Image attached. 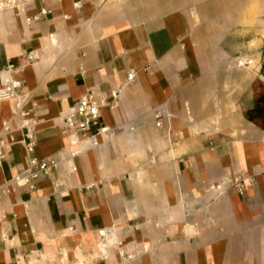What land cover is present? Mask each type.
I'll use <instances>...</instances> for the list:
<instances>
[{"label": "crops", "instance_id": "obj_1", "mask_svg": "<svg viewBox=\"0 0 264 264\" xmlns=\"http://www.w3.org/2000/svg\"><path fill=\"white\" fill-rule=\"evenodd\" d=\"M6 79L0 264H264V0H24L0 10ZM113 91L97 145L64 127ZM30 158L58 167L14 186Z\"/></svg>", "mask_w": 264, "mask_h": 264}, {"label": "built area", "instance_id": "obj_2", "mask_svg": "<svg viewBox=\"0 0 264 264\" xmlns=\"http://www.w3.org/2000/svg\"><path fill=\"white\" fill-rule=\"evenodd\" d=\"M24 5V0H0V10L6 8L17 7L22 9ZM29 21V19H27ZM35 57L32 54L27 56V60L30 61ZM252 63L251 60L237 59L235 64L237 67L249 66ZM135 73L130 71L128 74V81H133ZM21 88V83L16 80L6 79L0 87V101L1 100H11L18 98V90ZM120 91H113L111 93V101L107 102L102 97H96L93 94H88L81 97L77 102V108L62 118V123L64 127L68 130L77 131L83 137L92 139V145H97L95 141V136L98 134H108L109 128L107 127H97L99 113L103 107H108L112 109L114 104L119 100ZM14 113L21 117V127L25 130L24 133V146L28 153H31L34 148V123L25 118V113L21 109V103L17 102L14 107ZM162 116L160 114L155 115L156 126H160V119ZM97 127L96 132L92 133V128ZM9 127L6 121L2 122L0 125V133L8 132ZM3 158L1 153V143H0V160ZM58 167V162L54 159L37 160L35 158H30L28 161V167L21 174L16 175L12 182L14 186H28L33 188L32 182L41 177H46ZM76 169L72 167L70 173H73ZM229 188L234 189L238 194L243 195L245 186L242 183V178L235 177ZM209 191L218 192V196L223 193L221 184H211L209 185ZM100 236H104V231L99 232ZM119 257L124 260H132L136 257V252L125 254L124 251L118 252Z\"/></svg>", "mask_w": 264, "mask_h": 264}, {"label": "rangeland", "instance_id": "obj_3", "mask_svg": "<svg viewBox=\"0 0 264 264\" xmlns=\"http://www.w3.org/2000/svg\"><path fill=\"white\" fill-rule=\"evenodd\" d=\"M240 57H243V56H240ZM239 58V56H237V57H235L233 60L235 61V59H238ZM242 59V58H241ZM232 60V61H233ZM251 61H252V59H251ZM235 63V62H234ZM256 65V61H252V63L249 65V66H251V67H254Z\"/></svg>", "mask_w": 264, "mask_h": 264}]
</instances>
